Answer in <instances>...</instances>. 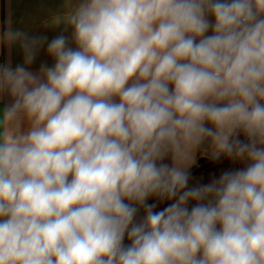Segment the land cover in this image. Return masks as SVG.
<instances>
[{
  "label": "clouds",
  "instance_id": "clouds-1",
  "mask_svg": "<svg viewBox=\"0 0 264 264\" xmlns=\"http://www.w3.org/2000/svg\"><path fill=\"white\" fill-rule=\"evenodd\" d=\"M55 23L75 47L0 35L23 52L0 64V264H264V0H78ZM205 144L246 166L188 187Z\"/></svg>",
  "mask_w": 264,
  "mask_h": 264
},
{
  "label": "crops",
  "instance_id": "crops-1",
  "mask_svg": "<svg viewBox=\"0 0 264 264\" xmlns=\"http://www.w3.org/2000/svg\"><path fill=\"white\" fill-rule=\"evenodd\" d=\"M78 0H0V35L6 31L8 21L11 27L26 33L29 37H47L51 41L58 35H65L69 45L75 47L72 42V29L64 24L57 25L55 20L62 17L76 4ZM47 42L40 48L34 63L30 66L32 71H38L42 64L51 67L54 61L46 54ZM11 62L12 67L23 63V52L19 43L9 48L7 45H0V64ZM11 103L10 97L5 94L0 98V114L4 107ZM201 156H208L209 150L196 151L187 162V171L198 165ZM165 163L171 164V158H166Z\"/></svg>",
  "mask_w": 264,
  "mask_h": 264
},
{
  "label": "trees",
  "instance_id": "trees-1",
  "mask_svg": "<svg viewBox=\"0 0 264 264\" xmlns=\"http://www.w3.org/2000/svg\"><path fill=\"white\" fill-rule=\"evenodd\" d=\"M244 138L245 137L243 135L240 136L241 140H243ZM206 149H208V145L207 144H205L201 148V151H204ZM209 159H211V158L209 157ZM245 166H246L245 162L231 160V159H228L226 157H223L220 160L212 163L211 165L206 166L200 172L196 173L191 178H189L188 187H193V186H197V185H200V184L210 183L213 179H218L220 177V175L224 171L237 170V169L243 168ZM196 167H197V165L194 166L193 168H191L189 172L194 170ZM156 201H157V199L154 202H152V203H155ZM170 202L171 201H164L162 203H157V208L155 210L156 211L162 210L164 207H167V205ZM194 203H195L194 201L190 202L189 205H188L189 208H191ZM142 216H143V209H140V211L138 213V219L142 218ZM124 243L126 245L129 243V241L127 240V237H125Z\"/></svg>",
  "mask_w": 264,
  "mask_h": 264
},
{
  "label": "water",
  "instance_id": "water-1",
  "mask_svg": "<svg viewBox=\"0 0 264 264\" xmlns=\"http://www.w3.org/2000/svg\"><path fill=\"white\" fill-rule=\"evenodd\" d=\"M243 140H245V138L243 139ZM224 156H221L219 159H209V157L208 156H201V157H199V159H198V165H197V167L194 169V170H192L191 172H188L189 173V178H191L193 175H195L196 173H198V172H200L203 168H205L206 166H208V165H211L212 163H214V162H216V161H218V160H220L221 158H223ZM157 198H151V199H149V201H148V203H152V202H154L155 200H156ZM142 209V208H141Z\"/></svg>",
  "mask_w": 264,
  "mask_h": 264
}]
</instances>
